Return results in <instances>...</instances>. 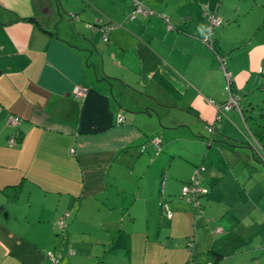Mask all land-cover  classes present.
<instances>
[{"label": "crops", "instance_id": "1", "mask_svg": "<svg viewBox=\"0 0 264 264\" xmlns=\"http://www.w3.org/2000/svg\"><path fill=\"white\" fill-rule=\"evenodd\" d=\"M138 1L166 19H129L134 0H0V264H264V212L238 180L224 186L208 169L211 208L193 229L190 205L176 201L190 167L165 185L169 220L133 171L143 153L133 149L153 136L188 129L201 144L215 126L221 141L233 110L219 111L221 62L242 98L264 89V0ZM207 13L221 20L212 46ZM98 17L118 24L107 42L88 26ZM14 135L21 143L10 147ZM246 143L259 158L262 146ZM18 183L16 197L4 190Z\"/></svg>", "mask_w": 264, "mask_h": 264}, {"label": "rangeland", "instance_id": "2", "mask_svg": "<svg viewBox=\"0 0 264 264\" xmlns=\"http://www.w3.org/2000/svg\"><path fill=\"white\" fill-rule=\"evenodd\" d=\"M96 14L100 15L98 11H96ZM100 38L103 40L102 36ZM241 107L243 109L242 112L233 109L229 115L230 117L226 116L224 125L222 126L224 127L225 134L221 132L217 134L218 132H216V139L219 138L221 140L217 143L213 144L214 138H212V134L208 131L209 133L205 136L206 141L200 144L199 138L194 136L188 129H182L177 135L175 132L172 133L171 138H166L162 141L161 149L158 152H156L150 140L146 142L147 144L145 143L147 147L138 158L133 171L138 173V180L144 182L142 184L144 187L141 189L142 193L150 196L159 195L161 201L159 200L158 207L160 209L162 205L163 208L159 213L164 219H170L167 216V211L164 210V205L171 210L168 206L169 202L164 197L165 185L170 181L173 173H179L183 168L186 170L188 169L187 166L192 171L185 182L195 177L198 167H204V170L197 175V178L200 184L206 187L208 192L207 195L201 196L202 210L200 212L193 202H188L181 197V188L184 182L177 189L178 197L176 196V201H184V203L190 205L193 214V229H195V226L197 227L200 219L206 220L207 209L211 208L210 205L205 204L209 201L211 194L210 187L204 182V176L208 172V169L215 170L217 168L221 171L218 179L224 183V186H228L230 183L233 184V182L238 180L241 183L240 188L243 194L252 202L254 197L256 204L264 212V148H262L264 147V89H254L252 92L244 95L241 100ZM221 135L226 138L225 142H222L224 138ZM173 138H176V140L167 142ZM247 139L248 142L258 143L260 147L262 146L259 158H255L253 155L254 153L246 143ZM143 146L141 145L139 148H134L133 150H142ZM118 176H120L119 179L122 178L124 181L128 177L123 174ZM129 183L134 188L140 184L133 177L129 180ZM113 190L111 193L115 194L117 190ZM234 198L236 197L230 196V199ZM212 209L217 210V214L222 210L217 201H214V204H212ZM68 218L69 216L65 219L66 223ZM116 248L117 245H114L111 249L116 251ZM68 250L73 249L68 248ZM68 250H64L66 254L64 257L69 256Z\"/></svg>", "mask_w": 264, "mask_h": 264}, {"label": "built area", "instance_id": "3", "mask_svg": "<svg viewBox=\"0 0 264 264\" xmlns=\"http://www.w3.org/2000/svg\"><path fill=\"white\" fill-rule=\"evenodd\" d=\"M136 14H141L143 16H149V15H158L166 19L161 14H158L154 12L152 9L149 7L145 6L143 3H141L138 0H134L133 2V11L128 14L129 19L133 20L136 17ZM207 18V33L205 36L202 37V41L207 44L211 45L213 44V39L212 35L214 33V30L221 24L220 18L216 15V13H207L206 14ZM118 24L112 23V22H105L103 21L102 18L98 19L95 21L94 24L88 25L91 29L93 30H99L101 32V36L103 41L108 40V36L110 31L115 28ZM168 29H173L174 26L170 23H168ZM221 68L223 69L224 76L227 82V90H228V96L227 99L225 100L224 103H222L219 107L220 112H227L232 109H236L238 111L242 112V107H241V100L242 97L239 93L234 92L231 87L232 83V75L230 72H228L225 68L224 61L221 62ZM73 93L75 94L76 97H81L85 95L86 89L82 88L80 86H76L73 89ZM21 121V119L15 115H9L8 116V122L11 124H18ZM119 121H123V116H119ZM209 132L213 135L215 132V126H209L208 127ZM150 141L153 143L154 148L156 152L160 151L161 149V143L162 139L160 136H153L150 138ZM147 144V143H146ZM7 145L10 147H16L19 145V137L18 135L10 136L7 139ZM147 147V145L144 144L142 147L141 151H144V149ZM204 170L203 166H200L197 168L195 172V177L191 178L188 182L184 183L181 188V197L186 199L188 202H193L194 206L200 210H202V203H201V196H205L208 194L206 187L202 186L197 178V175L200 174V172ZM162 207V205H161ZM163 210V208H162ZM164 210L167 211V216L169 218L172 217V211L168 209L166 205H164ZM66 217L63 216L59 220V225L64 226V221ZM217 232H222V228H217ZM194 237H189L187 239V246L189 247V250H191V254L194 253L195 251V243H194ZM194 249V250H193ZM72 253V252H70ZM64 251L59 250V251H53L49 254V260L53 263H58L60 260L63 258ZM195 264V263H194ZM207 264H212V263H207Z\"/></svg>", "mask_w": 264, "mask_h": 264}, {"label": "trees", "instance_id": "4", "mask_svg": "<svg viewBox=\"0 0 264 264\" xmlns=\"http://www.w3.org/2000/svg\"><path fill=\"white\" fill-rule=\"evenodd\" d=\"M144 17H147V16H144ZM104 21V20H103ZM108 41V40H107ZM106 41V42H107ZM105 42V41H104ZM159 82L160 83H162V80L161 79H159ZM243 111V110H242ZM18 137H19V144L21 143V136H19L18 135ZM150 140V139H149ZM148 140V141H149ZM147 141V142H148ZM20 188H21V183H18V184H15V185H7L5 188H4V190H10L11 189V191H12V197H16L17 195H18V192L20 191ZM160 209L162 210V207H160ZM65 217H68L67 215H64ZM66 226V225H65ZM65 226L63 227V228H65ZM70 252H72V253H70ZM74 252H73V250H68V254H73ZM66 254H65V251H64V255H63V257L65 256ZM217 257H216V262L219 260V256L218 255H216Z\"/></svg>", "mask_w": 264, "mask_h": 264}]
</instances>
